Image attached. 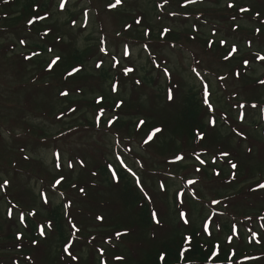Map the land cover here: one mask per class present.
<instances>
[{
  "label": "rangeland",
  "instance_id": "374dc122",
  "mask_svg": "<svg viewBox=\"0 0 264 264\" xmlns=\"http://www.w3.org/2000/svg\"><path fill=\"white\" fill-rule=\"evenodd\" d=\"M109 2L115 0H68L62 12L59 0H0V181H11L7 193L0 191V264H60L62 258L67 259L63 247L69 240L74 241V254L81 257L78 264H132L148 251L158 252L166 240L190 235L192 229H197L205 241L220 245H227L226 238L233 236V248L259 253L264 240L259 244L249 240L252 232L264 236V190L250 189L258 182L264 183V86L256 83L264 79V62L254 60L247 69L235 63L256 53L264 55L260 40L254 39L251 48L246 44V37L253 36L254 28L259 26L254 13H264V0H231L237 9L227 8L229 0H197L186 7H181L184 0H169L163 9L157 5L164 0H125L123 7L111 11L106 7ZM37 6L39 14L47 12L49 18L29 26L27 20ZM239 6L251 7L253 12L239 13ZM230 14L236 15V21ZM137 16L143 17L141 26L134 24ZM73 19L75 28L71 25ZM259 19H264V14ZM235 23L241 29L232 33ZM125 24H132V29L125 30ZM49 27L53 33L42 36ZM165 27L171 31L161 36ZM148 28L151 35L146 37L143 32ZM116 31L121 33L119 37ZM225 37L240 49L231 62L221 58L228 51L227 45L217 46L222 50L207 48L208 40L219 44ZM20 39H25L26 44H20ZM101 41H106L107 56L99 51L105 46ZM124 42L129 45V57L122 55ZM145 43L149 44L148 50L143 47ZM49 47L53 53L47 51ZM33 51L41 55L25 60ZM81 52H86L84 59L89 60L82 68L86 72L66 79L70 69L67 64ZM54 54L61 55L63 63L48 72L47 64ZM113 56L120 61L115 68ZM100 60L104 63L97 69L95 64ZM125 67L134 71L124 76ZM165 68L170 76L164 74ZM236 70L241 72L240 80L232 74ZM221 75L227 79L219 80ZM137 79L140 85L135 84ZM117 82L119 90L111 91ZM168 89L174 100L167 99ZM62 90L69 91V96H60ZM192 92L202 105L206 141H198L196 131L192 140L187 132L183 135L181 104L184 95ZM100 96L103 102L97 104ZM121 100L124 107L117 108ZM206 100L214 111H209ZM252 104L257 107L252 108ZM101 108L105 111L97 127ZM240 113L244 114L243 121L238 119ZM115 115L120 119L109 128L107 121ZM211 118L216 125L209 132L207 120ZM140 119L146 124L138 128ZM153 127L164 131L146 145L143 140ZM240 131L243 136L238 135ZM193 149L200 152L205 165L191 154ZM57 150L62 154L60 169L53 168V153ZM221 150L229 151L231 156L220 157ZM25 155L28 160L23 159ZM174 155H184L185 159L170 164ZM229 159L239 162L238 172L242 175H237L236 180L231 179ZM80 160L84 161L82 167ZM69 161L73 169L67 168ZM197 167L204 170V175L194 171ZM214 171H220L221 177H215ZM60 174L66 180L53 189L51 183ZM120 175L132 180L147 201L150 215L158 212L163 228L153 219L150 226L145 225L140 206L121 198ZM243 178L248 182L239 189L240 180H246ZM189 179L198 183L189 185ZM161 181L166 193L159 189ZM80 187H84L86 195L79 193ZM193 191L197 198L192 197ZM40 192L48 193L49 205H43ZM180 192L184 193V204L178 200ZM212 199L221 203L213 205ZM69 200L72 207L65 208ZM17 201L24 206L35 205L37 216L26 214L21 224L13 209L10 220L6 211ZM52 210H57L58 215ZM182 210L189 212V225L180 220ZM98 215L104 216L103 222L95 219ZM54 217L61 222L62 231L55 227ZM209 218L212 236L203 231V223ZM69 219L77 223L81 232L70 234ZM48 220L54 228H46L45 239L39 227L42 223L46 226ZM233 225L238 235L231 230ZM118 231L127 234L118 238ZM17 234H22L23 239L17 240ZM34 239L40 243L34 245ZM116 256L124 259L116 260Z\"/></svg>",
  "mask_w": 264,
  "mask_h": 264
},
{
  "label": "snow or ice",
  "instance_id": "6c2138e0",
  "mask_svg": "<svg viewBox=\"0 0 264 264\" xmlns=\"http://www.w3.org/2000/svg\"><path fill=\"white\" fill-rule=\"evenodd\" d=\"M9 0H4V3H8ZM169 2V0H164V3L163 4H159L157 5V7L163 9L164 8V5H166L167 3ZM197 2V0H184V4L181 5V7H186L188 4H195ZM68 3V0H59V9L63 12L65 9H66V5ZM125 4V0H115L114 3L112 2H109L107 4V9L109 11L113 10V9H117L118 6L120 7H123ZM227 8L228 9H237V4L234 3V2H231V0H229V2H227ZM238 12L239 13H245V14H248V13H252L253 12V9L251 7H244V6H239L238 7ZM171 15L175 16L177 15V13L175 12H172L170 13ZM262 11L261 10H256L254 15L256 18H261L262 17ZM83 16L85 17V23H84V27L86 28L87 27V16H88V13L87 11H85L83 13ZM231 16V20L232 21H236L237 17L236 15L234 14H230ZM49 18V14L47 12H45L44 14H39V6H37L36 9H34V15L32 18L28 19L27 20V25L31 26L33 25L36 21H46L47 19ZM142 20H143V17L142 16H137V17H134V24L135 25H138V26H141L142 25ZM71 25L73 28H75L77 25H76V20L73 19L71 21ZM133 25L132 24H125L124 25V28L125 30H129V29H132ZM241 29V25L239 23H235L233 24L232 28H231V32L232 33H236L238 32L239 30ZM262 29H264V19H259V26L255 27L254 30H253V36L251 37H246V44L249 48L252 47V44H253V40L256 39V40H260L261 43H264V31H262ZM54 29L52 27H49L47 28L41 35L42 36H49L50 33H53ZM171 31V29L165 27L162 32H161V36H164V35H167L169 32ZM115 35L117 37H119L121 35V33L119 31H116L115 32ZM143 35L144 36H150L151 35V29L148 28L146 29L144 32H143ZM212 35L215 36L216 35V32L215 30H213L212 32ZM195 36L191 37V39L195 40ZM60 37H57V41H59ZM20 44H26V40L25 39H20L19 41ZM102 44H105V46H102L99 48V51L104 53L105 56L108 55V50H107V47H106V41H101ZM217 42L215 40H209L207 42V48L209 50H212L213 49V46L216 44ZM219 45L223 48L224 46H228V51L226 52V54L222 55V60L223 61H228V62H231L235 57L236 55L239 53L240 49L238 47V44L235 43V42H229V40L225 37V38H222L219 40ZM144 49L148 50L149 49V44L145 43L143 45ZM172 47H175V45H172ZM47 51L49 53H53V48L52 47H49L47 49ZM41 55L40 52H37V51H33L31 53V55L29 56H25L24 59L25 60H28V61H31L33 57H39ZM122 55L125 56V57H129L131 55V52H130V49H129V45L127 42H124L123 43V48H122ZM114 62L112 64V67H117L120 63L119 60H116L115 57L113 56L111 58ZM254 60H258V61H262L264 62V55H260L259 53H256L252 56H249V57H246L244 58L242 61H241V66L245 69H247L250 65V63ZM61 63H63V59H62V56L59 55V54H54V58H52L50 60V62L47 64V71L48 72H51L54 70L55 67L59 66ZM103 60H100L99 62H97L95 64V67L97 69H101L102 66H103ZM157 67H159V65H157ZM82 67H77V66H72L71 67V70L70 71H67L66 73V79L67 78H70V77H75L76 75H78L81 71H82ZM123 75L124 76H128L129 73H132L134 71L133 68L131 67H125L123 68ZM193 71H196L195 69ZM164 74L165 75H169L170 76V73H168V70L165 68L164 69ZM233 76L237 79V80H240L241 79V72L239 70H236L234 71L233 73ZM196 75H200V73L197 71L196 72ZM219 80L221 81H225L227 79L226 76H219L218 77ZM258 85L260 86H264V79H259L257 82H256ZM135 84L136 85H140L141 84V81L140 80H136L135 81ZM119 90V82L117 83H114L112 84L111 86V91L113 92H117ZM205 90H207V86L205 85ZM59 95L62 96V97H68L69 96V91L67 90H62L59 92ZM103 99L104 97L103 96H100L96 103L97 104H100L103 102ZM167 99L168 100H174V96H173V93H172V90L171 89H168V95H167ZM205 103L208 104V109L209 111H214V109L212 108V105L210 103H208V101L206 100ZM238 107H245V105H242V104H238L237 105ZM116 107L117 108H123L124 107V101L121 100L119 101V103L116 104ZM252 108H256L257 105L256 104H252L251 105ZM71 111L75 112L76 109L73 108L71 109ZM104 109L101 108L100 109V115L96 117V125L97 127L100 126V116H103L104 114ZM244 114L243 113H240L238 115V119L240 121H243L244 120ZM120 117L119 115H115L113 116L111 119H109L107 121V125L109 128H111L115 123H117L119 121ZM207 123L210 125V128H209V132H211L214 128H215V125H216V120L214 118H211V119H208L207 120ZM146 124V121L144 119H140L138 121V124H137V127H142ZM164 131V129H162L161 127H153L152 130L147 134V138L143 140V143L148 145L150 144V142H152L154 140V138H158L157 137V134H162ZM238 135L240 136H243L244 133L243 131H240L238 133ZM195 138L198 140V141H206L207 139V135L204 131H200L198 130L195 134ZM21 151H23V149H21ZM204 152H207L208 150L207 149H203ZM247 151L249 153H251L252 149L251 148H248ZM192 155L195 156V159L199 162L200 165H205L206 161L204 159L201 158V154L200 152H197L196 149H193ZM219 156L222 157V158H227L229 156H231V153L227 150H221L219 151ZM53 157H54V161H53V168L54 169H60L62 167L61 165V160H62V154L59 150L55 151L53 153ZM24 160H28L29 157L27 155H25L23 157ZM117 159L119 160L120 158L117 157ZM185 159V156L184 155H174V159L169 161L170 164H174L176 162H182L184 161ZM121 163H123V161L121 160L120 161ZM212 163L215 164L216 163V157L215 155L212 156ZM227 163L229 164L230 168L232 169V172H231V179L232 180H236L237 179V171H238V167H239V162H233L231 159H229L227 161ZM79 164L80 166L82 167L84 165V161L83 160H80L79 161ZM141 167H143V165H141ZM67 168L68 169H73L74 168V164L69 161L67 163ZM109 168H111V165H109ZM129 171H131L129 169ZM194 171L198 174H201V175H204V170L200 167H197L194 169ZM93 175H95L93 173ZM136 174L133 173V176H135ZM113 176H115V172H113ZM214 176L215 177H221V173L220 171H214ZM66 180V177L65 175L63 174H60L59 175V178H55L53 179V182L51 183V187L53 189L61 186ZM136 182L138 185L141 184L140 182V179L139 177L136 178ZM230 182V181H229ZM187 183L189 185H192V186H195L198 181L197 180H193V179H189L187 181ZM11 186V181L8 179V178H5L3 179L2 181H0V191H4L5 193H7L8 189L10 188ZM72 188H76V185L75 184H72L71 185ZM159 189L161 191V193H166L167 189H166V185L163 181L160 182L159 184ZM251 191L255 192L257 190H264V183H257L256 184V187L255 188H252L250 189ZM79 193L81 194H84L86 195L85 193V189L84 187H80L78 189ZM141 191H143V185H141ZM61 195H63V193H61ZM144 195L149 199V201L152 200V197L148 195L147 192L144 193ZM183 196H184V193L180 192V193H177V197H178V200L181 204H184V199H183ZM39 197L42 199V202H43V205H49V196H48V193L47 192H40L39 193ZM192 197L193 198H197V194L195 191L192 192ZM221 203L220 200H217V199H212L211 200V204L213 205H219ZM65 208H71L72 207V202L69 200L67 204L64 205ZM225 207H227V205H225ZM13 209L16 210V214H17V219L19 220V222L21 224H23L25 222V219H26V214L27 216H31V217H35L37 216V210H36V207L35 205H27V206H24L21 204L20 201H17L16 204H12L11 207H9L6 211V215L7 217L11 220L12 217H13ZM66 215H69L68 213H66ZM217 215L216 213H213V216ZM219 215H223V213H219ZM151 217L152 219L154 220L155 224L160 226V228H163V224L161 222V217L160 215L158 214L157 211H153L151 213ZM179 217H180V220L183 222L184 225H189L190 224V219H189V212L187 211H180L179 212ZM96 220L98 221H101L103 222L104 221V216L102 215H98L95 217ZM249 219H251V217H249ZM261 219H264V217H261ZM210 220L211 218H209V220H206L204 223H203V231L208 235V236H212V232L210 231ZM69 225H70V229H71V233L70 234H75V233H79L81 232V229L77 226V223L73 222L71 219H69L68 221ZM262 228H264V225H261ZM46 228L51 230L54 228V225H53V222L51 220H48L47 221V224L45 226V224H40V227H39V233H40V236L41 237H45V239L47 238L46 237ZM234 233H236L238 235V231L236 230L235 228V225L232 226V229H231ZM249 231H251V229H249ZM127 233H122V232H116L115 235L116 237H120L122 235H126ZM16 239L17 240H21L23 239V235L22 234H17L16 236ZM92 239H95V237H93ZM233 240H234V237L233 236H228L226 238V242H227V246L229 247H232L234 246L233 245ZM261 240H264V236H259L258 237V234L256 232H252V239L249 240V243H252V242H255L257 244H259L261 242ZM183 242L185 244H191L192 243V236L190 235H187V236H183ZM32 243L34 245L36 244H39L40 241L38 239H34L32 241ZM90 243V241H89ZM74 245V241H67L63 247V253L65 254V256L67 257V259H61L60 261V264H78V262L80 261L81 257L79 255H76L74 254V252L76 251V249L73 247ZM215 248H216V251H213L212 252V257H215L217 259H219V256H220V253L222 251H224V248L219 244L217 243L215 245ZM70 249H72L70 251ZM188 251V249H183L180 253V255L182 257H184V254ZM101 253H103V249H101ZM186 258V257H185ZM29 260L32 259V257H28ZM116 260H123L124 257L123 256H116L115 257ZM159 259L160 260H165V256L163 254H161L159 256ZM252 259H257L255 257H252ZM18 264V262H17ZM103 264H106V262H103Z\"/></svg>",
  "mask_w": 264,
  "mask_h": 264
},
{
  "label": "trees",
  "instance_id": "16d2710c",
  "mask_svg": "<svg viewBox=\"0 0 264 264\" xmlns=\"http://www.w3.org/2000/svg\"><path fill=\"white\" fill-rule=\"evenodd\" d=\"M36 3H33V5ZM253 18V17H252ZM255 21L259 19L255 18ZM219 44H215L213 46L214 50L215 48H218V50H222ZM86 52H81V54L74 55V58L72 62L69 65L71 70V67L74 63V61H77L76 65L77 67H82L86 64L87 61L84 59V55H86ZM240 64L241 63H235ZM64 65V66H67ZM68 67V68H69ZM80 72L81 73H85ZM67 73V72H66ZM65 73V75H66ZM78 74V75H79ZM243 76L244 73H243ZM149 85L154 87V83L152 81H149ZM197 94L187 95L183 97L182 100V106L183 111L181 113L180 122H182L183 128L182 131L184 132L183 135L187 132V135L190 140L191 136H194V132L200 130L204 131V123L202 122L201 113H202V105L200 103V100L196 96ZM150 116V115H149ZM149 119V117H148ZM152 125V124H151ZM241 174V172H240ZM237 171V175H240ZM242 175V174H241ZM120 177V185H121V191L120 195L121 198L126 202H131L133 205L140 206L139 214L141 218L143 219L145 225L150 226L152 224V217L149 213V207L147 201H145L139 192H137L135 185L132 183V180L129 177H123L122 175ZM242 178V177H241ZM244 181H241V185L239 186V189L242 188L248 181L247 178ZM54 212L55 216L58 215L57 210H52ZM54 225L56 228H58L60 231L62 228L61 222L54 217ZM183 236L180 235L178 238H174L173 240H166L163 242L160 250L158 252H150L148 251L146 255L137 260L136 262L132 264H228V263H234L236 261L243 262L245 264H259L264 262V245L260 249V252L257 254H251L246 249L237 248V247H229L227 245H221L224 248V251L220 253L219 259L212 257V252L216 251L215 245L216 243L213 242H207L204 239L201 238L199 235L197 229H192V232L190 233V236H192V243L185 244L183 242ZM176 239V240H175ZM62 244V243H61ZM183 249H188V251L184 254V257L180 255L181 251ZM163 254L165 256V260H160L159 256ZM186 257V258H185ZM252 257H255L257 259H252ZM128 264V263H125Z\"/></svg>",
  "mask_w": 264,
  "mask_h": 264
}]
</instances>
